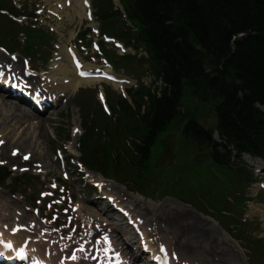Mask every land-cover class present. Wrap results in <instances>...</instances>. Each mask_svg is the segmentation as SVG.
I'll use <instances>...</instances> for the list:
<instances>
[{
  "label": "trees",
  "instance_id": "obj_1",
  "mask_svg": "<svg viewBox=\"0 0 264 264\" xmlns=\"http://www.w3.org/2000/svg\"><path fill=\"white\" fill-rule=\"evenodd\" d=\"M120 2L133 27H118L121 14L113 0H95L103 28L146 50L148 58L143 60L162 85L153 82L152 87L142 84L129 90L134 105L119 97L110 119L101 109L85 114L82 161L143 193L159 195L165 179L160 181L158 174L166 175L179 161L174 154L167 169L161 167L163 139L176 133L182 144L191 146V156H205L208 164L226 171L229 180L243 175L250 180L232 156L236 151L264 158V110L257 106H264V0ZM26 33L30 43L49 37L32 28ZM207 111L215 114L214 127L202 122ZM215 131L222 142L214 139ZM0 177V182L6 180L1 169ZM215 201L223 207V200ZM217 204L212 206L221 215L217 218L226 227L234 224L231 231L244 240V223L226 217Z\"/></svg>",
  "mask_w": 264,
  "mask_h": 264
},
{
  "label": "rangeland",
  "instance_id": "obj_2",
  "mask_svg": "<svg viewBox=\"0 0 264 264\" xmlns=\"http://www.w3.org/2000/svg\"><path fill=\"white\" fill-rule=\"evenodd\" d=\"M9 1H15L19 8L24 5L26 7V12L31 14H36L34 8H39L37 11L39 23L49 31L52 30L53 40L46 46H36L32 54L33 58L30 57L31 59H28L31 61L34 68L43 71L40 73L39 78H37L39 82H41V80L43 81L44 78L41 79V75L48 73L49 78L55 80L54 85L52 84L50 89L54 87L56 90L58 89L66 93V95L57 108L42 115H38L34 112L35 119H32L33 122L25 120L16 122L13 120V115V119H11V117L5 119L3 117L4 115H0V140H6L5 144H8H6V151L11 154L12 148H19L21 152L16 156L18 161L22 160V153L30 152L34 157L31 159L39 163L29 165L22 162V166L16 160L8 162V154L4 153L5 157L2 156L1 149L3 146L0 147V166L2 162H6V165L2 166L7 173H10V178L7 183L3 187L0 186V216L7 217L9 222H11L8 225L9 227H13L12 225L15 226L17 224H25L26 228L23 229L24 235L27 233L32 234L28 232L30 230L37 231V233L40 234L42 229L47 227L50 228L49 231L55 234L56 238L59 240L61 239L59 233L67 234L68 237L64 242L71 246L73 244L78 245V242H80L79 236L85 234L90 235V233L97 231V226L109 225L110 223L107 218L111 215V211H113L110 206H107L105 200L102 198H95L93 195V188L91 186L95 187L97 185L96 183H99L96 181L98 177L94 175L97 172L83 170L80 167L74 166V159H71H78L81 156L79 150V138L83 133V126H81V104L86 106L94 105L95 108H98L100 103L98 98L99 92H103L105 96L110 99V96L115 93L119 95V93L126 88L137 87L140 81L149 86L154 80V77L151 76L148 65L144 61L138 62V60H134L133 65L127 64L137 69L135 73L126 66H124V69H121V72L115 71L108 63L107 59H105L104 54L106 52L103 53L102 47L104 51H108L111 56L112 53L118 55L122 53L112 42L105 43L100 34H93L91 32L86 36V40L89 41L90 45L79 40L78 34L80 31L100 26V23L96 19L95 7V19L89 20L85 14L83 4H80L81 0H71L72 4L70 6L65 5V0ZM115 5L118 6V8L120 7L119 0H115ZM53 12L57 13V15ZM5 19L10 23L8 17H5ZM33 20L35 21L36 19L32 18V21ZM1 23L6 24V22L2 21ZM119 25L127 27L123 22H120ZM15 28L18 27L16 26ZM19 38H21L20 35L17 36V39L14 38V41L18 42ZM94 40L102 44L100 51H96L93 48L92 42ZM21 44L23 43L21 42ZM42 47L44 48V52L41 54ZM10 51L17 53L19 57L29 55H25L23 52L24 48L22 49L21 47L20 49H10ZM68 51H75L76 56L83 61L85 67L90 69L103 67L117 74L120 73L130 79V83L123 85L114 84L105 80H91L82 83L76 89L67 90L66 88H61L64 84L61 79L69 78L74 73V69L68 59ZM127 53L137 55L136 57L138 58L144 56V53H138L132 47L127 48ZM47 55L48 58L43 59ZM21 57L20 59H22ZM6 59L8 61L11 60L8 55H6ZM19 63L23 65L22 60H20ZM65 65L68 67H65ZM60 67L66 68L70 72L67 74H63L61 71L57 72ZM122 71H125L126 74L122 73ZM158 84H161L160 81ZM55 89L52 91H56ZM0 93L3 92L0 91ZM4 97L9 99L7 96ZM9 100L12 101V99ZM13 102L16 101L13 100ZM41 122L43 123L42 127ZM202 122L208 127H214V112L207 111ZM76 126L80 127L78 132H75ZM68 139L70 140L68 141ZM163 143L165 144V152L160 162L163 163L164 166H167L171 162V158L174 154L179 156V161L177 160L176 164L172 165V169L170 170L172 174L170 179L175 182L171 181L169 184H163L158 187V192L162 195H168L167 197L161 198L158 196L156 198H150L136 191H132L127 184L116 182L111 178L106 179V177L103 178L106 181H100L102 191L116 198L122 206L131 210L136 218L142 215L143 218L141 221L143 225L141 226V231L152 241H168L169 244L180 253L177 249L178 239L173 238L175 228L173 227V232L170 225V223L172 224L174 221L173 216L170 223L168 220H158V218L165 217L175 211L188 212V216H185L181 221L183 232H187L191 226H195V221H200L209 230L215 232L213 245L215 243L214 246L220 251H231L238 255V264H264V252L261 253L257 251L256 254L246 252L241 247V244L233 239L214 218L196 211L191 204L182 203L175 197H169H180L172 190V186H174L175 189H180V198L184 197L187 199L188 188L191 185L201 193V190H205L206 177L209 176V172L202 173V176L199 177L195 175L198 169H206L204 163L201 162L205 158L191 156V146L189 147L184 143L182 144L176 133H167L163 139ZM157 145L158 144L154 146L155 151ZM58 149H61L63 154L67 157V164L58 157ZM241 160V163L247 165L250 171L260 166L259 163H254L255 166L253 167L242 158ZM188 161H192L194 164L188 163ZM17 165L23 168L25 166L30 167H28L29 170L26 172H22L21 168L13 170L12 166L16 167ZM186 170L188 174L184 175L180 182H177L176 180L179 178V175ZM64 172L68 174V178H65L63 175ZM98 175L104 177L101 173ZM260 175L264 176V173ZM217 177L220 181L223 180L221 175H217ZM163 178L166 179L165 176ZM259 180H264V177L262 179L259 178ZM241 187L242 189H240ZM96 188L98 187L96 186ZM235 188L240 191V196L241 192L243 193V198L245 199L244 209L242 211L237 210V212L238 214L242 213L247 219L246 228L251 234L250 238L251 236L263 238L262 242L264 243L263 190L260 189L257 182L249 186L243 182L239 187ZM243 188L245 190H243ZM215 192L218 197L228 195V198H232V196L235 195V192L232 194V191H227L226 189H221L220 191L215 190ZM101 194H103V192H101ZM229 202L234 204L235 199L234 202L232 199H229ZM141 211L143 214L140 213ZM180 212H176L178 213L177 215L181 216ZM116 216L118 215L116 214ZM118 222L120 229L122 228L123 230L122 237L117 234V231H113V234L117 236V242L123 243L125 237L138 241V238H134L136 235L133 233L131 227L127 226L126 228V224L123 221L119 220ZM115 225L118 227L117 224ZM29 227L31 229H29ZM57 231H59V233ZM21 235L22 233H19L17 237ZM84 237L87 239L88 236ZM23 238L24 237H21L22 240ZM44 243L47 244L45 241ZM48 243L51 245L50 242ZM37 244L40 246V242H37ZM136 244L138 243H135V245ZM38 245H36V250L40 249ZM53 245L54 244H52V246ZM56 246H54L55 251L58 249ZM132 251L138 254L140 251L139 245L132 248ZM217 253L220 254L221 252L218 251ZM201 258L197 261L201 262V264H206L203 261V256ZM137 262H140V264H150L142 257L138 258Z\"/></svg>",
  "mask_w": 264,
  "mask_h": 264
},
{
  "label": "bare ground",
  "instance_id": "obj_3",
  "mask_svg": "<svg viewBox=\"0 0 264 264\" xmlns=\"http://www.w3.org/2000/svg\"><path fill=\"white\" fill-rule=\"evenodd\" d=\"M81 3H83V0H82V2H80V4ZM71 58H72V56H70V59ZM63 65H61V66H63ZM65 67H68V66L65 65ZM80 69H82V68H80ZM80 69H78V70H80ZM74 70L75 71H74L73 75L71 77H69V80L67 81L66 85L63 84L61 86V88L63 87V88H66L67 90L76 89L82 83L89 82V81L93 80V79L81 78L77 74L75 75L77 69H74ZM58 71H61L63 74H67L70 72L68 69L63 68V67H60V69L57 70V72ZM78 72H80V71H78ZM61 80H63V79H61ZM4 96H7L6 93H4V92L0 93V100H1L0 101V115H4L3 117L5 119H7L9 117H11V119L14 118L13 120H15L16 122L20 121V120L33 122L32 119H35V114H34L35 111L33 109L34 106L32 104L27 105L25 103L22 104L20 102H13V101H10L9 99L5 98ZM5 113H6V115H5ZM12 115H13V118H12ZM42 126H43V123L41 122V127ZM28 142H29V140H28ZM6 144H4V146L1 149V151H2L1 155L4 156V153H7L8 154L7 160H9V161L17 160V158L14 155H11L8 153V151H6V146L8 145V144L7 145ZM244 158L250 163L254 162V160H252L249 155H244ZM256 161H258V160H256ZM34 162H36V161L32 160L31 164ZM39 162H41V161H39ZM97 176L99 177V175H97ZM99 178L102 179L101 177H99ZM176 212H180V211L172 212L171 214H168L165 217H159L158 220H168L170 223L171 218L173 216L174 221L172 222V224L170 223V225L173 229V232H174V228H175L173 238L178 239L177 249L180 251L182 257H185L186 259H194L195 261H197L199 258H201L203 256V261L206 264H238L239 263L238 262L239 257L234 252L220 251L217 249V247L214 246L215 243L213 245V239L215 238V232L213 230H209L200 221H198V222L195 221L194 222L196 224L195 226H191V228L189 226L190 229L187 230V232H183L182 226H181V221L184 219L185 216H188L189 213L188 212L184 213L183 211H181L180 212L181 216H180V215H177L178 213H176ZM140 213L143 214L142 211ZM139 216H140V218H143L142 215H139ZM0 219L3 221V223L5 225H9L11 223V222H9L7 217L0 216ZM109 227H111V226L109 225ZM97 233H98L97 235L100 236L101 233L100 232H97ZM24 236L27 237L28 235L26 234ZM100 237L103 238L102 235ZM112 237L114 239H117L116 235H113ZM32 244H34V242H32ZM163 244H165V243H163ZM43 247H44L45 255H47V252H49V255H50L51 246L50 245H48V246L43 245ZM228 249H230V248H228ZM119 250L124 255V257H130L131 256L130 251H129V246L127 244L120 245ZM218 251L221 253L218 254L217 253ZM51 258H53V255ZM130 264H135V263L131 261Z\"/></svg>",
  "mask_w": 264,
  "mask_h": 264
},
{
  "label": "snow or ice",
  "instance_id": "obj_4",
  "mask_svg": "<svg viewBox=\"0 0 264 264\" xmlns=\"http://www.w3.org/2000/svg\"><path fill=\"white\" fill-rule=\"evenodd\" d=\"M0 143H2V142H0ZM28 157L26 156L25 157V159H27ZM16 230H18V229H14V231H16ZM105 239H107V237H105ZM9 248H12L13 246H12V244L11 243H8V245H7ZM20 256H21V258H26L25 257V255H24V249L23 248H21L20 250H19V253H18ZM73 260H75L76 259V256L75 255H72V257H71Z\"/></svg>",
  "mask_w": 264,
  "mask_h": 264
}]
</instances>
